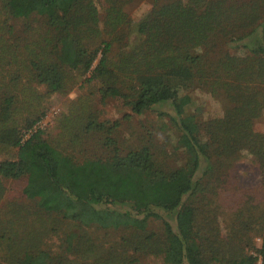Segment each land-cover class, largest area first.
Listing matches in <instances>:
<instances>
[{"label": "trees", "instance_id": "obj_1", "mask_svg": "<svg viewBox=\"0 0 264 264\" xmlns=\"http://www.w3.org/2000/svg\"><path fill=\"white\" fill-rule=\"evenodd\" d=\"M23 1L0 0V152L16 149L11 159L0 160V204L7 191L4 181L26 178L23 196L38 209L85 226L133 228L130 248H142L151 237L146 233L149 221L162 219L166 264H258L259 258L264 264V212L255 220L261 239L258 257L246 252L244 244L251 240L248 228L206 247L205 253L201 225L216 215L206 210L197 215L184 201L199 190L207 194L209 187L196 176L202 171L212 175L211 155L223 159L247 151L264 170V141L251 126L261 115L264 0H179L156 7L138 23L140 39L133 48L125 53L124 47L119 49V60L110 52L115 42L128 38L133 25L125 8L137 0H100L105 3L104 34L98 29L102 20L95 0H30L29 8L21 12L18 3ZM34 3L44 18L42 26L30 30L29 25L26 36L15 38L12 21L28 17ZM221 41L233 51L247 53L248 59L238 61L227 52L214 55L209 45ZM74 72H89L92 80L103 82L125 76L126 86L100 88L101 100L120 98L136 116L171 105L173 112L167 114L179 130L186 165L167 172L157 166L147 146L121 154L110 135L103 145L112 153L104 158L76 161L54 146L43 130L34 127L45 115L49 97L74 86ZM177 81L213 83L234 98V105L220 118L202 120L198 113H189L192 96ZM106 129L112 127L92 117L75 137L81 140L83 134ZM259 191L257 187L240 192L247 199ZM260 197L261 193L250 204L258 205ZM202 200L205 206L213 204L206 197ZM235 203L244 205L243 200ZM22 206L14 204L16 210ZM171 214L176 216L175 227L165 217ZM243 236L248 238L241 245L233 243ZM2 238L14 243L12 236ZM30 248L22 247L10 264H49L52 256L46 250ZM118 252L120 257L108 264L135 261Z\"/></svg>", "mask_w": 264, "mask_h": 264}, {"label": "rangeland", "instance_id": "obj_2", "mask_svg": "<svg viewBox=\"0 0 264 264\" xmlns=\"http://www.w3.org/2000/svg\"><path fill=\"white\" fill-rule=\"evenodd\" d=\"M175 1L179 0H137L127 5L125 11L133 28L128 38L123 37L115 42L110 57L119 60L120 48L124 47L123 53L133 48L140 39L136 29L138 23L147 19L153 9ZM181 1L190 2V0ZM95 2L102 20L98 29L104 34L105 3L100 0ZM30 3V0L19 2L21 12H25V8ZM31 6L28 17L21 16L12 21V35L15 38L26 36L29 25L34 27L30 30H38L42 26L44 18L38 14L40 9L35 3ZM218 43L209 45L214 55L221 56L223 52H227L238 61H244L249 57L247 53L233 51L224 41ZM97 62L98 59L93 68ZM74 75V86L65 93H57L49 97L46 113L34 127L35 130H43L44 137L54 146L65 153L69 152L76 161L104 158L112 153V149H107L103 145L106 136L110 135L116 141L121 154L147 146L151 148L157 166L167 172H173L186 165L188 157L179 144V130L168 115L173 112L171 105L136 116L120 98L101 100L99 89L108 85L126 86L129 81L122 82L125 76H120L122 79L115 77L114 80L103 82L92 80L89 72H74ZM176 83L182 86V91L192 96L193 105L189 113H198L202 120L220 118L226 108L234 105V98L222 89H218L213 83L191 84L180 81ZM258 84L259 90H263L259 100L262 103L261 115L252 122L251 126L259 134L258 138H263L264 141V82L258 81ZM41 89L44 91L45 87L41 86ZM92 117H95L97 122L103 123L106 128L112 127L111 131L107 129L94 131L83 134L84 138L81 140L76 138V135L81 134L82 123ZM30 133L31 131L25 134V139ZM72 138L73 142H70ZM15 153L16 149L3 150L0 152V160L11 159ZM210 161L213 168L212 175L202 171L196 176V181L209 187L207 194L204 195L199 190L184 200L185 203L193 205L197 215L205 210L213 211L216 215L215 219L202 222L201 227L204 232L200 237L203 241L201 245L204 246L205 253H208L209 246L213 248L214 243L228 240L237 230L245 231L248 228L251 232V240L244 244L247 245L246 252L258 257L257 249L261 247V239L257 233L258 223L255 220L264 212V170L247 151L223 159L211 155ZM26 182V178L4 181L7 191L0 204V238L12 236L14 243L10 238L0 239V261L3 264H10L24 250L23 248L21 251L22 247L46 250L52 256L49 264H108V260L120 257L118 250L124 255L128 254L129 259H135L131 264H166L164 259L166 235L162 219L149 221L146 233L150 234L147 237H151L144 241L142 248L139 246L137 249L130 248L128 241L135 237L136 232L133 228L103 229L95 225L85 226L78 222L63 220L56 214L48 215L38 209L34 201L23 196ZM257 187L260 191L256 196L246 199L241 195L240 191ZM260 193V206L250 204V201L253 203L256 201ZM203 197L212 200L213 204L205 206ZM236 200H243L244 205L236 204ZM15 203H23L25 206L16 210ZM237 212L239 213L235 216L234 213ZM165 217L175 227L176 216L171 214ZM200 219H203L202 215ZM248 219L252 220L248 221ZM247 238V236H243V240L235 238L233 243L241 245ZM258 264H262L261 258Z\"/></svg>", "mask_w": 264, "mask_h": 264}]
</instances>
